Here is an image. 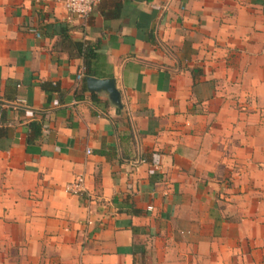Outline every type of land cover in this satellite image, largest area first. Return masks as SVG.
Masks as SVG:
<instances>
[{
  "label": "crops",
  "instance_id": "1",
  "mask_svg": "<svg viewBox=\"0 0 264 264\" xmlns=\"http://www.w3.org/2000/svg\"><path fill=\"white\" fill-rule=\"evenodd\" d=\"M0 116V264H264V0H0Z\"/></svg>",
  "mask_w": 264,
  "mask_h": 264
},
{
  "label": "trees",
  "instance_id": "2",
  "mask_svg": "<svg viewBox=\"0 0 264 264\" xmlns=\"http://www.w3.org/2000/svg\"><path fill=\"white\" fill-rule=\"evenodd\" d=\"M60 39L61 42L58 44L55 43L53 48L58 49L60 53L67 54L68 57L81 58L85 77L98 79L106 77L98 70L97 62L100 61V56L96 54L92 46L73 41L66 32H63V34L61 33ZM33 129L38 130V128L35 127H33Z\"/></svg>",
  "mask_w": 264,
  "mask_h": 264
},
{
  "label": "built area",
  "instance_id": "3",
  "mask_svg": "<svg viewBox=\"0 0 264 264\" xmlns=\"http://www.w3.org/2000/svg\"><path fill=\"white\" fill-rule=\"evenodd\" d=\"M100 0H62L63 8L67 14V20L80 19L86 20ZM82 78L81 75L78 76ZM2 118L0 116V128L2 127ZM65 191L72 195H84V178L79 176L74 182L67 184L64 187Z\"/></svg>",
  "mask_w": 264,
  "mask_h": 264
},
{
  "label": "water",
  "instance_id": "4",
  "mask_svg": "<svg viewBox=\"0 0 264 264\" xmlns=\"http://www.w3.org/2000/svg\"><path fill=\"white\" fill-rule=\"evenodd\" d=\"M85 83L89 92L106 96L108 101L115 107H121L120 93L118 92L114 79H98L86 77Z\"/></svg>",
  "mask_w": 264,
  "mask_h": 264
}]
</instances>
